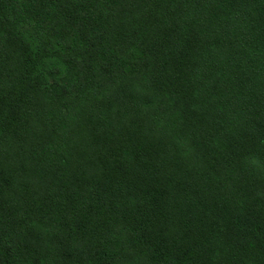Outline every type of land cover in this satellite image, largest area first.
Wrapping results in <instances>:
<instances>
[{"label": "trees", "instance_id": "trees-1", "mask_svg": "<svg viewBox=\"0 0 264 264\" xmlns=\"http://www.w3.org/2000/svg\"><path fill=\"white\" fill-rule=\"evenodd\" d=\"M0 264H264V0H0Z\"/></svg>", "mask_w": 264, "mask_h": 264}]
</instances>
